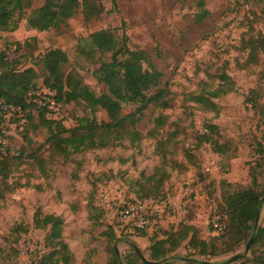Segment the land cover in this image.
Segmentation results:
<instances>
[{"label": "rangeland", "instance_id": "rangeland-1", "mask_svg": "<svg viewBox=\"0 0 264 264\" xmlns=\"http://www.w3.org/2000/svg\"><path fill=\"white\" fill-rule=\"evenodd\" d=\"M95 1L104 7L98 19L84 22L79 10L76 16L58 29L29 32L21 28L17 35L0 33V49H5V39L25 42L35 37L36 42H29L27 48L29 56L32 53L35 57L49 49L63 50L68 58L66 70L79 75L84 84L98 94L103 87L93 77V71L99 67L100 57L98 53L88 52L86 41L92 33L114 30L120 37L126 35L132 49L149 52L156 68L162 73V83L169 85L175 101L168 110H160L153 105L147 108L141 122L136 125L144 136L136 145L125 143L118 148L71 156L64 162L57 159L45 166L46 174L42 176L37 166L15 168L8 180L12 191L0 201V264H30L44 252L47 232L35 229L32 224L33 215L38 209L64 217V241L74 253L72 264H107V248H114L117 257L122 259L130 252V244L145 247L144 240L135 236L128 238L129 246L121 241L109 244L104 232L106 226L114 224L115 219L118 221V209L134 201L129 182L137 180L141 173L151 174L159 165L161 157L154 152L155 142L146 134L153 127V120L161 114L167 117L162 133L178 134L175 147L178 153L168 159L177 158L185 162L182 151L186 152L185 156H194V159L190 171L171 174L166 184L171 210L159 226L174 225L182 219L185 214L179 212L181 204L196 194L203 196V199L207 197L212 205H216L220 195L216 183L220 177L248 184L246 172L248 164L254 162V140L261 137L264 126L257 128L261 115L258 108L251 110L248 107L245 97L251 88H258L260 95L264 92V55L259 56L257 67L242 71L236 61L243 59V54L235 48L247 31V25L250 27L249 34L251 31L264 33V0H203L209 14L201 23L195 21L198 9L192 0H115L114 6L111 0ZM30 2L31 8H36L42 0ZM28 13L27 10L25 14ZM255 15H261V20L256 19ZM23 21L18 22V29ZM26 64L34 66L39 74L38 83L42 84L44 74L41 66L31 56ZM222 66L227 68L235 81L236 90L218 101L217 115L201 111L190 101V96L200 92L204 87L202 82L206 80L214 88L217 80L209 78ZM40 89V92H48L44 87ZM258 101L263 105L264 95ZM133 108L128 106L124 112L128 113ZM86 114L88 111L83 106L69 104L61 105L53 113V118L66 128H73L76 120ZM96 117L98 121H107L103 112H98ZM207 121H214L222 130V138L232 141L230 150L233 146L238 151L235 160L216 157L207 145L197 147V133L203 131ZM22 124L23 121L12 123L11 120L4 123L6 134H10L6 136L13 137L12 141L5 139L0 146V150L9 147L5 154L17 156V151L22 147L27 152H33L45 141L46 131L40 129L29 133L31 145L27 142L20 145ZM45 149H41L40 153L47 157ZM160 152L162 149L158 154ZM198 172L201 174L199 177ZM196 203L191 205L194 210ZM85 209L90 212L91 222L87 221ZM204 209L205 212L198 215L201 217L193 213L197 219L193 223L198 225L200 236L209 240L214 237V232L208 226L209 208L206 204ZM92 224L101 225L93 227ZM259 224L264 226V203ZM116 233L119 236L118 230ZM261 249H264V243ZM178 254L184 255L186 250L181 248ZM233 255L213 259L212 262L221 263Z\"/></svg>", "mask_w": 264, "mask_h": 264}, {"label": "trees", "instance_id": "trees-1", "mask_svg": "<svg viewBox=\"0 0 264 264\" xmlns=\"http://www.w3.org/2000/svg\"><path fill=\"white\" fill-rule=\"evenodd\" d=\"M192 1L198 9L195 21L201 23L209 12L203 0ZM111 2L114 6L115 0ZM27 10L29 13L25 14ZM79 10L84 22H89L98 19L104 7L95 0H42V4L36 8H31L30 0H0V33L16 32L20 20H24L26 28L32 31L46 32L58 29L76 16ZM255 17L261 20L262 16ZM246 29L235 48L238 53L243 54V59L236 61L242 71L257 67L259 56L264 55V33L251 31L249 34L248 25ZM87 41L88 52L98 53L100 57L99 67L93 71V77L103 87L98 94L85 85L79 75L66 70L68 58L63 50L49 49L35 57L30 53L44 74L43 82L39 84L38 72L34 66L26 64L30 57L27 54L29 42H36V38L32 37L25 42L4 40L5 49H0V146L5 139H13L12 136H6L10 134H6L4 128V123L9 120L12 123L23 121L19 132L22 138L20 145L23 142L31 145L32 140L28 138L31 132L44 129L47 136L33 152H27L26 148L22 147L17 151V156H10L4 153L9 147L0 150V201L6 193L12 191L8 180L15 168L22 165L31 168L37 166L42 176L46 174L45 166L57 159H63L64 162L71 156L118 148L125 143L136 145L144 138L136 125L141 122L147 108L150 105L160 110L172 107V102L175 101L173 92L167 83H162V73L156 68L149 52L132 49L126 35L120 37L114 30L92 33ZM210 77V80H217L215 87L211 88L210 84H207L208 80L202 82L204 87L200 92L191 94L190 101L199 110L217 115L218 101L234 93L236 84L225 66L217 69L216 74ZM41 87L47 89L57 106L56 111L61 105L74 104L83 106L88 114L78 118L75 127L66 128L53 118L55 110L38 106L28 95L32 91H40ZM261 95H264V92ZM261 95L258 88H251L245 97L248 107L251 110L258 108L261 115L257 128L264 126V103L262 105L258 101ZM5 106L18 109L20 113L5 111ZM128 106L134 108L125 113L124 109ZM98 112H103L107 121H98ZM166 120V116L159 115L153 120V127L146 134L155 142L154 152L161 158L151 174L141 173L137 180L129 182L135 201H166L169 198L166 184L171 174H183L191 170L189 167H193L194 156H185L184 151L182 156L188 163L187 166L177 158L168 159L178 153L175 148L178 134L162 133ZM221 131L214 121H207L203 131L197 133V147L207 145L216 157L234 160L238 157V151L233 146L230 150L232 141L226 137L223 139ZM43 148H46L44 153H47V157L40 153ZM253 148L254 162L248 164L246 172L248 184L229 183L222 178L216 183L220 190L216 210L219 223L223 226L222 233L214 234L209 240L202 238L198 226L193 223L194 209L189 204L190 208L187 207L188 211L182 219L169 227L155 224L149 230L134 229L130 232L115 219L114 224L106 226L104 232L109 244L121 241L128 245L130 236L146 238L148 246L143 251L144 257L157 264H235L238 261H243L244 264H264V249H261L264 243V226L259 224L264 203V132L260 138H255ZM160 149L162 152L158 154ZM199 176L201 174L198 172ZM89 207L92 209V204ZM85 211L87 220L91 222L93 219L90 212L86 209ZM100 223L103 224L102 221ZM32 224L35 229L47 233L44 238V252L36 256L30 264L73 263L74 254L64 241L66 222L61 215L38 209L33 215ZM101 224L92 226L99 227ZM117 230L119 236H116ZM251 239L252 243L245 255L233 262H212L213 259L235 254ZM129 247L130 252L122 259L117 257L114 248H107V264H145L133 247ZM181 248L186 250V254H178Z\"/></svg>", "mask_w": 264, "mask_h": 264}, {"label": "built area", "instance_id": "built-area-1", "mask_svg": "<svg viewBox=\"0 0 264 264\" xmlns=\"http://www.w3.org/2000/svg\"><path fill=\"white\" fill-rule=\"evenodd\" d=\"M33 101L41 107L46 106L48 109L55 110L57 106L55 102L50 98L49 93L32 91L28 94ZM3 110L9 111L10 113H20L18 109L12 107H3ZM20 115V114H19ZM18 115V116H19ZM9 116V115H8ZM3 153V152H2ZM186 202L181 204L180 214L184 215L187 213V206L193 205L197 201V196L188 197ZM205 204L209 208L208 226L214 234L222 233L223 226L219 223V216L217 214L216 205H212L211 200L207 197L204 198ZM168 199L164 202L156 201H133L124 204L122 209L118 212V222L123 226L127 227L128 231L134 229H146L149 230L153 225L159 224L163 221V218L169 214L171 207L168 205Z\"/></svg>", "mask_w": 264, "mask_h": 264}, {"label": "crops", "instance_id": "crops-1", "mask_svg": "<svg viewBox=\"0 0 264 264\" xmlns=\"http://www.w3.org/2000/svg\"><path fill=\"white\" fill-rule=\"evenodd\" d=\"M42 4V3H41ZM40 4V5H41ZM39 5V6H40ZM21 28H23V29H27L26 28V23H25V21H23L22 22V24L20 25V27H19V29H18V31H16V32H14L13 33V35H17V33H19V31H20V29ZM28 30V29H27ZM29 32H33L32 30H29ZM235 160V159H234ZM245 171V170H244ZM246 177H247V173H246ZM220 178H222V179H225V180H227V182H229V183H239V182H237L236 180H230V179H228L227 177L225 178V176L224 177H220ZM196 196H197V201H199L198 202V204L196 203V206H195V210H194V213L196 212V216H198V215H200V214H202V213H204L205 212V202H204V199H203V196L201 197L200 195H198V194H196ZM206 211H207V209H206ZM86 212V211H85ZM54 214H56V213H54ZM56 215H60V214H56ZM87 215V214H86ZM63 217V216H62ZM198 217H201V216H198ZM64 218V217H63ZM207 220V219H206ZM88 221V220H87ZM180 221V219L178 220V221H173V223L175 222V223H177V222H179ZM66 222V221H65ZM193 222H197V219H195L194 218V220H193ZM171 225H173L172 223L170 224V225H168L167 227H169V226H171ZM196 225V224H195ZM198 226V225H197ZM163 227H166V226H163ZM139 239H141V238H139ZM142 240H144V243H145V247H143V248H141V247H137L142 253H143V251L147 248V246H148V241H147V239L146 238H142ZM70 248V247H69ZM70 250H71V248H70ZM72 251V250H71ZM72 253H73V251H72ZM74 254V253H73ZM75 259V258H74Z\"/></svg>", "mask_w": 264, "mask_h": 264}, {"label": "water", "instance_id": "water-1", "mask_svg": "<svg viewBox=\"0 0 264 264\" xmlns=\"http://www.w3.org/2000/svg\"><path fill=\"white\" fill-rule=\"evenodd\" d=\"M263 200H264V197H263ZM251 243H252V239L248 241L247 245L243 248V250H242L241 252H239V253L233 255V256L228 260V262H233L234 260H236V259L239 258L240 256L245 255V254L248 252ZM130 245L133 247L135 253H136V254H137V255L143 260V262H144L145 264H157V263H155V262H150V261L146 260V258L144 257L143 253H142V252H141L136 246H134L133 244H130ZM202 264H209V263L203 262Z\"/></svg>", "mask_w": 264, "mask_h": 264}]
</instances>
